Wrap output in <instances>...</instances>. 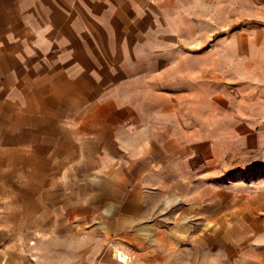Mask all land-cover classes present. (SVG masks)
<instances>
[{"label":"crops","instance_id":"crops-1","mask_svg":"<svg viewBox=\"0 0 264 264\" xmlns=\"http://www.w3.org/2000/svg\"><path fill=\"white\" fill-rule=\"evenodd\" d=\"M220 2L223 18L243 6L0 0V264H122L124 243L136 260L168 250L190 177L170 103L224 119L225 150L264 151V16L202 53L168 43L193 18H219Z\"/></svg>","mask_w":264,"mask_h":264},{"label":"rangeland","instance_id":"rangeland-1","mask_svg":"<svg viewBox=\"0 0 264 264\" xmlns=\"http://www.w3.org/2000/svg\"><path fill=\"white\" fill-rule=\"evenodd\" d=\"M238 1L243 6L233 4L232 18H223L225 2H220L216 7L219 18H193L195 23H184V39H169V46L202 53L213 43L223 41L227 32L239 29L242 18L252 21L259 18L257 15L264 16V0ZM200 10H204L203 5ZM202 75L209 77L205 69ZM192 89L189 82L185 93L191 94ZM169 94L174 92L169 89ZM204 95L208 96L202 92ZM179 115L176 104L173 110L170 103L168 133L174 141L186 137L183 158L190 174L181 185L184 194L178 199L184 204L179 214V232H168L174 244L165 250L168 241H160L165 251L145 248L146 257L136 260L133 255L138 251L126 248L124 252V243L119 251L122 255L116 253L118 261L122 256L126 264H264V151H242L235 143L232 150H225V137L219 135L224 119H211L203 112L195 120L191 111ZM192 146L198 149L193 154L189 151ZM194 157H200L199 162L188 163ZM105 249L113 250L111 246ZM149 250L151 255L147 256ZM124 255L133 259L128 262Z\"/></svg>","mask_w":264,"mask_h":264},{"label":"bare ground","instance_id":"bare-ground-1","mask_svg":"<svg viewBox=\"0 0 264 264\" xmlns=\"http://www.w3.org/2000/svg\"><path fill=\"white\" fill-rule=\"evenodd\" d=\"M121 260L125 261V259L123 257H121Z\"/></svg>","mask_w":264,"mask_h":264}]
</instances>
